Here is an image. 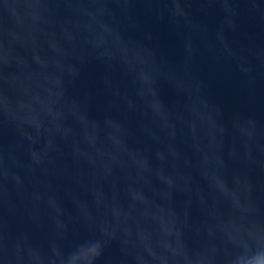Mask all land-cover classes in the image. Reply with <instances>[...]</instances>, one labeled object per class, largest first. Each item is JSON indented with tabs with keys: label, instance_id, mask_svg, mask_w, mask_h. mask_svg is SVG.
<instances>
[{
	"label": "water",
	"instance_id": "water-1",
	"mask_svg": "<svg viewBox=\"0 0 264 264\" xmlns=\"http://www.w3.org/2000/svg\"><path fill=\"white\" fill-rule=\"evenodd\" d=\"M0 264H264V0H0Z\"/></svg>",
	"mask_w": 264,
	"mask_h": 264
}]
</instances>
